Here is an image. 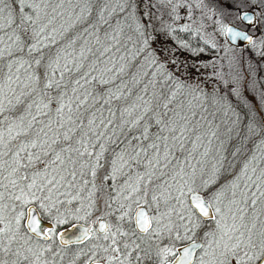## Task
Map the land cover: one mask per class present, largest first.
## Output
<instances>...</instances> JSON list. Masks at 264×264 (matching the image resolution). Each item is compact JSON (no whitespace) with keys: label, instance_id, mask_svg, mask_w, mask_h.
<instances>
[{"label":"snow or ice","instance_id":"snow-or-ice-1","mask_svg":"<svg viewBox=\"0 0 264 264\" xmlns=\"http://www.w3.org/2000/svg\"><path fill=\"white\" fill-rule=\"evenodd\" d=\"M158 2L174 21L217 15ZM221 3L264 19V0ZM144 7L0 0V264H264V89L229 60L214 111L193 104L205 94L152 47ZM213 23L264 57V40ZM217 112L246 121L255 149L229 151Z\"/></svg>","mask_w":264,"mask_h":264},{"label":"trees","instance_id":"trees-1","mask_svg":"<svg viewBox=\"0 0 264 264\" xmlns=\"http://www.w3.org/2000/svg\"><path fill=\"white\" fill-rule=\"evenodd\" d=\"M190 2L194 5L195 0H190ZM204 3L209 8H215L217 15L204 16L202 11L206 12V9L193 7L192 18L197 21L198 27L193 24L190 31H183L181 28L182 19L174 21L173 16L170 14V6L160 4L158 0H137V14L142 15L145 4L149 5L150 15L144 17V19L150 21L149 32L155 38L152 47L156 49L165 62L175 61V67L172 64H168V67L176 72L186 84L193 87L199 86V90L205 94L202 98L203 105L208 108L209 112H213L214 109L210 107L212 94L224 88L216 73H226L229 70L228 62L232 60L235 65L233 71L238 68L246 80L249 82L256 81V87L264 89V57L260 56L258 47L254 48L248 43L236 46L229 42L219 32V25L213 23V21L221 20L227 24L228 21L236 19L237 10L235 8L225 7L221 0H204ZM182 10L188 11L181 8L179 13ZM169 26L175 28V31L171 34H169ZM197 28H201L203 32L208 31L209 36L205 37L200 32L197 34ZM206 40H214L217 48L214 49L211 44L205 43ZM183 43H187L188 47H183ZM137 59L139 60V58ZM237 62L239 63L237 64ZM249 65H251V69L248 67ZM249 72L252 74L249 75ZM257 94L253 91L245 92L249 99ZM237 111H240L239 106H237ZM241 117L244 119L243 112H241ZM215 120L221 125V136L225 139V146L229 151L241 145H243V150H245V146L254 147L260 138L253 133H249L246 121L232 125L228 117L220 112L216 113ZM229 126L233 128L231 141L227 139L228 133L226 132Z\"/></svg>","mask_w":264,"mask_h":264},{"label":"flooded vegetation","instance_id":"flooded-vegetation-1","mask_svg":"<svg viewBox=\"0 0 264 264\" xmlns=\"http://www.w3.org/2000/svg\"><path fill=\"white\" fill-rule=\"evenodd\" d=\"M245 9H252L255 11L256 14H258V11H260V9L258 7H256L255 5H252L251 7H246ZM228 23H233L236 26L240 27L241 29L247 30L258 45L260 44L261 40H264L263 37H261L264 35V28H263L264 24H262V23L257 24L254 20L250 24L249 22L241 21L238 18L234 19L233 21H228L227 24ZM243 43H248V42L247 41H244V42L239 41L237 44H234V43L233 44L236 46H239ZM259 51H260V49H259ZM254 149H255V147H249L247 149V151L254 150ZM247 151L245 150V152H247Z\"/></svg>","mask_w":264,"mask_h":264},{"label":"rangeland","instance_id":"rangeland-1","mask_svg":"<svg viewBox=\"0 0 264 264\" xmlns=\"http://www.w3.org/2000/svg\"><path fill=\"white\" fill-rule=\"evenodd\" d=\"M258 13H259V11H258ZM180 16H181V19H182V25L183 24H190L191 25V27H193V24H195V25H197V27H198V23H197V21L196 20H193V18H191V20H189L188 19V11H184V10H182V12L180 13ZM193 21H194V23H193ZM261 23L262 24H264V19H262V21H261ZM263 28H264V26H263ZM200 29V34L202 35L203 34V36H209V33H208V31H206V32H203V30L201 31V28H199ZM208 33V34H207ZM261 37H263V39H264V35L263 36H261ZM129 48H131V45H129ZM139 58V57H138ZM140 59V58H139ZM193 102V104H196V103H203V101L201 100V101H197V100H193L192 101ZM210 107H212L211 106V104H210ZM259 142V139L257 140V142L256 143H258ZM255 147V146H254ZM249 148V146H245V150L247 151V149ZM244 150V151H245Z\"/></svg>","mask_w":264,"mask_h":264},{"label":"water","instance_id":"water-1","mask_svg":"<svg viewBox=\"0 0 264 264\" xmlns=\"http://www.w3.org/2000/svg\"><path fill=\"white\" fill-rule=\"evenodd\" d=\"M244 10H245V11H249L250 14L255 13V11L252 10V9H244ZM245 22H247V21H245ZM228 24H230L231 26L236 27L238 30H244V31H247V30H245V29H241L240 27L236 26V25L233 24V23H228ZM247 33L250 35V33H249L248 31H247ZM226 37H227V36H226ZM227 39H228L231 43H234V44H237L239 41H241V40H239V39H237L236 41H232L230 37H227ZM242 42H244V41H242Z\"/></svg>","mask_w":264,"mask_h":264}]
</instances>
